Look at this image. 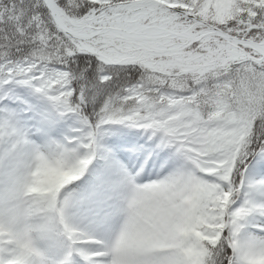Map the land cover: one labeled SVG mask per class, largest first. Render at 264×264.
Here are the masks:
<instances>
[{
    "label": "snow or ice",
    "instance_id": "obj_1",
    "mask_svg": "<svg viewBox=\"0 0 264 264\" xmlns=\"http://www.w3.org/2000/svg\"><path fill=\"white\" fill-rule=\"evenodd\" d=\"M0 264H264V0H0Z\"/></svg>",
    "mask_w": 264,
    "mask_h": 264
},
{
    "label": "rangeland",
    "instance_id": "obj_2",
    "mask_svg": "<svg viewBox=\"0 0 264 264\" xmlns=\"http://www.w3.org/2000/svg\"><path fill=\"white\" fill-rule=\"evenodd\" d=\"M128 132L132 133L136 135L135 138H133L132 140H134L137 144V147L142 149V150H146L147 152L150 151V149L148 148V145L145 144V137L142 133L137 134L136 130L134 129H118L115 131V134L112 136H109L106 140L107 144L112 147L113 151L115 149H120L119 144H120V140L122 137H124V135ZM130 138V137H129ZM133 150V148H131ZM134 151L137 152V148H134ZM166 152V151H165ZM138 153V152H137ZM160 155L162 154V151L159 152ZM168 153H170V157H173L174 160L175 157L172 155L171 152L168 151ZM140 160V159H139ZM136 163H138V160ZM142 162V160H141ZM100 163L102 162H98L96 167L98 168L100 166ZM179 163V162H178ZM133 166V165H132ZM34 178H35V189L38 193L42 192V193H47L50 192L53 189L58 190L60 187L63 186V184L66 181V174L65 172H63L60 169L54 168V167H49V166H41L37 169V171L33 174ZM79 183V182H77ZM117 203V208L115 209L116 213L113 212L114 208L111 207L112 201L109 203H102L100 205H98L94 211L99 213L98 219L100 218H104V214L106 212V210L112 211L113 213V217L116 218L117 220V225H115L114 227H112L113 229H118L120 225H122L123 220H124V216L121 212L118 211V209L122 206L118 201H115ZM110 208V209H109ZM34 219L35 216H33L32 214L29 213V210L27 208H22L17 215L14 217L15 222L19 223L22 229H28L30 226L34 225Z\"/></svg>",
    "mask_w": 264,
    "mask_h": 264
},
{
    "label": "bare ground",
    "instance_id": "obj_3",
    "mask_svg": "<svg viewBox=\"0 0 264 264\" xmlns=\"http://www.w3.org/2000/svg\"><path fill=\"white\" fill-rule=\"evenodd\" d=\"M124 137H130L131 139L135 138L136 135L133 134L132 136V133L131 132H128L124 135ZM121 141V140H120ZM116 153H117V157L118 159L122 160V162L126 165H128L129 168H135L136 165H137V161L135 160H141L140 156H139V153L135 152L134 151V148L133 150L131 148L129 149H115L114 150ZM125 151H128L130 153H132V155H129V156H125L123 153ZM160 151H157V152H151V149L150 151L148 152L150 155H151V160L149 161V163L151 164V168L149 170V175L152 177V178H155L156 174H159V175H165L167 174V172L169 170H171V168L175 167L177 164H178V161L177 160H174L173 157H170V153H168V151H162V154L160 155L159 153ZM167 161V166L164 167V168H161L160 165ZM133 165V166H132ZM117 203L115 201H112V204L110 206L114 208L113 212L116 213L115 209L117 208ZM109 208V209H110ZM111 213V215L108 217V221H107V224L109 227H114L115 225H117V220L115 217H113V213L112 211H109V210H106L105 214H104V217L106 214H109ZM33 216H35L34 214H32ZM36 223L35 219H34V224Z\"/></svg>",
    "mask_w": 264,
    "mask_h": 264
}]
</instances>
